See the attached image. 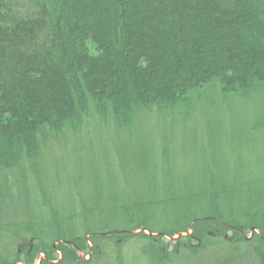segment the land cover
Wrapping results in <instances>:
<instances>
[{"label": "rangeland", "instance_id": "obj_1", "mask_svg": "<svg viewBox=\"0 0 264 264\" xmlns=\"http://www.w3.org/2000/svg\"><path fill=\"white\" fill-rule=\"evenodd\" d=\"M118 119L0 166V264H264V82Z\"/></svg>", "mask_w": 264, "mask_h": 264}, {"label": "trees", "instance_id": "obj_2", "mask_svg": "<svg viewBox=\"0 0 264 264\" xmlns=\"http://www.w3.org/2000/svg\"><path fill=\"white\" fill-rule=\"evenodd\" d=\"M214 80L264 82V0H0V166Z\"/></svg>", "mask_w": 264, "mask_h": 264}]
</instances>
